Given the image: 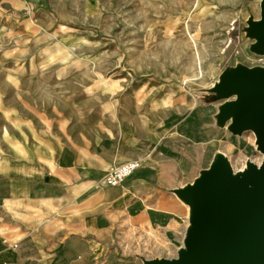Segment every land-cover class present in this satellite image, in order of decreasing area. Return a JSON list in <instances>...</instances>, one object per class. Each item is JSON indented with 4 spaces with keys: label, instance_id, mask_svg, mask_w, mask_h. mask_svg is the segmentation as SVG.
<instances>
[{
    "label": "rangeland",
    "instance_id": "obj_1",
    "mask_svg": "<svg viewBox=\"0 0 264 264\" xmlns=\"http://www.w3.org/2000/svg\"><path fill=\"white\" fill-rule=\"evenodd\" d=\"M261 1L0 2V153L11 139L20 154L26 143L43 139L91 143L199 98L222 108L236 99L235 85H221L237 69H264V50L249 31L261 17ZM239 135L249 148L226 155L235 170L262 160L254 135ZM185 186L176 191L186 207L184 236L196 206ZM181 248L152 261L176 260Z\"/></svg>",
    "mask_w": 264,
    "mask_h": 264
},
{
    "label": "crops",
    "instance_id": "obj_2",
    "mask_svg": "<svg viewBox=\"0 0 264 264\" xmlns=\"http://www.w3.org/2000/svg\"><path fill=\"white\" fill-rule=\"evenodd\" d=\"M8 141L0 153V264H148L183 247L186 207L176 191L219 154L249 148L206 97L87 144L43 139L26 143L23 155ZM133 160L141 167L122 185L103 183L109 169Z\"/></svg>",
    "mask_w": 264,
    "mask_h": 264
},
{
    "label": "water",
    "instance_id": "obj_3",
    "mask_svg": "<svg viewBox=\"0 0 264 264\" xmlns=\"http://www.w3.org/2000/svg\"><path fill=\"white\" fill-rule=\"evenodd\" d=\"M253 28L249 31L259 40L256 47L264 50V0L261 1V19L253 24ZM235 84L248 97L231 107L224 105L220 108V117L224 121L236 111V127L254 128L264 151V72L237 69L221 86ZM236 127L231 124L229 129L236 134L242 133ZM248 179L253 186L251 189L242 182L230 183L220 166L212 170L209 177L201 179L195 189L184 190L188 195L185 194L186 199L194 200L198 194H209L211 211L204 217L188 255L176 263L169 260L157 263L264 264V161L258 171L249 172ZM181 193L183 198L184 193ZM226 221L229 225L221 235L220 225ZM155 263L148 261V264Z\"/></svg>",
    "mask_w": 264,
    "mask_h": 264
},
{
    "label": "bare ground",
    "instance_id": "obj_4",
    "mask_svg": "<svg viewBox=\"0 0 264 264\" xmlns=\"http://www.w3.org/2000/svg\"><path fill=\"white\" fill-rule=\"evenodd\" d=\"M260 19H261V17H260ZM260 19L257 21H251L250 22V24H251L250 29L251 30L254 29L253 24L259 22ZM258 42H259V40H258ZM196 46H197V44H196ZM226 46H224V47H226ZM259 71L264 72V69H261ZM242 86L243 85H241V87ZM213 87H217V85H215ZM232 87H233L232 90L236 93V99H234V101H232V102L226 103L227 107H231L233 105H236L237 103L247 99V97H248L247 94L244 93L241 89H239L236 84H235V86H232ZM236 118H237V113H236V111H234L230 116V121H231V124L234 125L235 127H236V122H235ZM236 128L241 132L242 131H249L250 133H252L254 135L255 144H256V147L258 149L257 151H259V153L262 155L261 162L259 164H255L251 161H246L242 168L235 170L232 167L229 160L223 154H219L216 157V159L214 160V162L212 163V165L210 166V168L208 170H206L205 172H203L202 176L198 180L194 181L193 183H191L190 185L187 186V188H186L187 191H191V190L195 189L198 186V184L200 183L201 179H205V178L209 177V175L212 173V170L217 169L220 166L227 173L230 183L242 182L250 189L253 187L251 181L248 179V175H249V172H251L252 170L258 171L260 169V167L262 166L263 161H264V151L260 148V144L258 141V134L254 128L246 127L243 125H238V127H236ZM195 203H196V206L194 208L192 207V209H190V211L188 213V217H187L188 228H187V232L185 234L183 247L179 250L176 260H172L171 262H174V263L179 262L184 256H186L190 253V251L192 249V243H193L194 239L196 238V236L198 235V232H199L201 226L203 225V219L211 211L212 202H211V196L209 194H207V193L198 194L195 198ZM228 225H229V221L223 222L220 225V234L221 235L224 234Z\"/></svg>",
    "mask_w": 264,
    "mask_h": 264
},
{
    "label": "built area",
    "instance_id": "obj_5",
    "mask_svg": "<svg viewBox=\"0 0 264 264\" xmlns=\"http://www.w3.org/2000/svg\"><path fill=\"white\" fill-rule=\"evenodd\" d=\"M13 1V0H0ZM234 29L233 24H231L230 31ZM141 167V163L138 160L128 161L119 165H116L108 170L105 177L103 178V183L110 187H116L123 184L126 178L131 176L136 170Z\"/></svg>",
    "mask_w": 264,
    "mask_h": 264
}]
</instances>
